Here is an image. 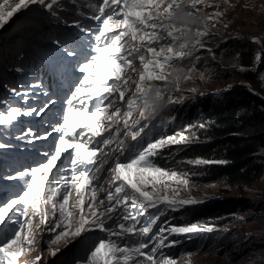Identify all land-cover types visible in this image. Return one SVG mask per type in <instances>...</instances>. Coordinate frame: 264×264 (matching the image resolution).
<instances>
[{"label":"snow or ice","instance_id":"snow-or-ice-1","mask_svg":"<svg viewBox=\"0 0 264 264\" xmlns=\"http://www.w3.org/2000/svg\"><path fill=\"white\" fill-rule=\"evenodd\" d=\"M66 3L75 5L78 0H0V29H5L13 17L23 19L13 30L16 40L23 39L25 29H37L45 22L63 24L90 37L85 43L76 32H58L48 36L55 47L41 53L53 72L63 74L72 69L79 75L74 91L64 101L67 108L52 131L39 134L29 129L25 133L42 141H48L53 133L59 135L50 149L43 151L44 162L8 177L24 180L27 186L18 197L0 205V226L11 221L10 214H14L17 205L25 219L10 233L0 227V264H20L25 253L34 249L40 226L53 233L47 250L51 257L61 251L62 243L67 247L69 240L96 231L105 234L93 244L86 259L76 264H178L176 259L157 256L158 249L169 246L164 233L213 229L193 224L160 226L153 231L156 221L168 210L176 212L200 202L182 198V190L189 186L185 175L157 166L153 158L165 147L189 140L178 134L145 142L142 134L156 119L158 102L164 99L168 86L173 85L179 93L181 81L191 79L184 74L182 65L200 59L193 53L205 48L203 38L209 36L211 27L224 13L213 0H88L86 6L93 13L88 19L99 22V27L93 29L63 18ZM222 3L229 5L230 0ZM205 8L217 11L208 14L204 13ZM193 24L197 28L190 38ZM253 42L260 43L257 38ZM24 55L27 53L19 58ZM15 71L22 72L24 68L17 67ZM9 91L16 92L11 88ZM188 91L195 93L197 89ZM183 100V96H168V105ZM56 103L49 99L39 109L27 110L12 106L0 113V124L12 126L21 117L40 116ZM93 137L98 139L92 141ZM126 138L135 142L131 148H126ZM90 142L98 147H89ZM28 143H33V139ZM6 146L0 143V148ZM110 153H117L111 163L99 160L101 155L107 157ZM120 155L125 159L120 160ZM64 159L68 160L67 166L63 165ZM189 163L210 161L197 159ZM65 167L70 176L56 175L63 173ZM102 169L112 173L110 180L101 181V176L91 175ZM100 192L105 193L103 198L99 197ZM129 208L137 209V213L132 214ZM147 209H156V214L146 216ZM12 223L15 225V221ZM191 255L188 254L187 264H191ZM32 264H45L43 256H36Z\"/></svg>","mask_w":264,"mask_h":264},{"label":"rangeland","instance_id":"rangeland-1","mask_svg":"<svg viewBox=\"0 0 264 264\" xmlns=\"http://www.w3.org/2000/svg\"><path fill=\"white\" fill-rule=\"evenodd\" d=\"M214 3H219V11L224 14L218 18V22L214 23L211 27L209 36L204 37L206 41L211 34H216L220 36V40L227 39L233 35L246 34L248 37L255 32L260 31L264 27V0H230L229 5L222 3V0H213ZM83 3V4H82ZM84 7L87 4L86 0H78V3L73 5L71 3H66V11L61 13V16L67 19L69 16L75 14L79 5ZM81 6V7H82ZM204 13L211 14L217 11L216 8H205ZM19 15V14H17ZM47 15V13H45ZM23 23V19H14L6 25L5 29L2 30V35L0 36V113L6 112L10 107L16 106L22 109H30L33 107L39 109L45 104V101L40 100L39 94L33 95L34 89L32 88V79L29 78L31 74L30 63L27 61L29 59V50L32 45H29L30 41L39 39L40 47L39 50H45L51 45L48 41V36L52 35V30L64 26L63 24L49 23L45 22L40 25L37 29H25V34L22 40H16L13 30L16 29L20 24ZM225 25H228L225 27ZM191 36L194 34L197 25L193 24ZM31 32L32 34H27ZM86 39V38H85ZM34 44V42H32ZM17 52H14L13 50ZM205 49V48H203ZM202 49L196 50L193 54L194 56H199V60H194L192 63H187V61L182 65L184 67V74L191 77L190 80L181 81V91L179 93L175 92L173 85H169L168 94L172 95L174 98L178 96H183V103L189 99L194 100L204 95H212L219 90L223 89V86L214 82L217 78L215 74L209 72L208 63L211 62L212 54L204 55L198 53ZM24 55V58H19L20 55ZM32 66L36 71L42 72L43 66L39 67V63L32 56ZM139 61H136V65ZM17 67H23L24 71L16 72ZM39 67V69H38ZM189 69H192L189 71ZM159 82H157L158 84ZM7 85V87H5ZM195 87L197 92L193 93L188 91L189 88ZM15 89L16 92L9 91V89ZM19 93L17 95L16 93ZM166 93V94H167ZM165 94V95H166ZM131 93L128 94L130 96ZM126 96V99L127 97ZM33 97L34 102L27 106L28 100ZM27 100V103H25ZM41 101L42 103H39ZM167 100L164 99L158 102L157 109L161 108ZM183 103L179 104L182 105ZM176 104H172L171 107L174 108ZM177 105V106H179ZM170 106V105H169ZM176 106V107H177ZM168 107V106H167ZM197 113V112H196ZM35 114L31 117H21L18 121L14 122L12 126H6L0 124V143L7 145L5 148H0V205L6 203L9 199L16 198L22 191L26 188L24 180L18 179H8L10 176H16L19 171L16 170V157L18 156V163L26 166L24 159L29 160L30 163L34 162V156H40V160L37 165L45 161V157L42 155L43 151L50 149L51 145L54 143L56 137L59 135L53 133L48 141L35 140L33 137L25 135V125L30 126V129L39 134H45L46 132L52 131V126L56 125L53 121H50L52 114L48 112L41 113L37 117V123L33 122L35 119ZM29 122V123H28ZM45 123H51L44 125ZM172 120L167 119L165 125L171 124ZM50 125V126H49ZM156 127L155 124L149 125L145 129L144 141L148 135H151L153 129ZM29 131V129H27ZM6 131V132H5ZM178 135V134H172ZM170 135V136H172ZM179 135H183L180 133ZM185 136H189L185 135ZM17 137H23L18 139ZM123 138V134H121ZM29 139H33V143H28ZM135 144L130 138L125 139V145L129 148ZM180 145V144H176ZM49 146V148H48ZM126 147V148H127ZM105 151H108L107 149ZM32 156V157H31ZM117 156V153H110L109 156L103 157L101 161L108 160L111 163L112 159ZM31 157V158H28ZM120 160H124L125 156L120 155ZM197 160V159H195ZM203 160V159H200ZM60 163V162H58ZM35 165V166H37ZM63 165H68V160H63ZM34 166V167H35ZM108 165H105V169ZM101 170V173H91V175L101 176V181L110 180L112 173L110 171ZM54 173L56 170H53ZM71 175V172L65 167L63 173H56V175ZM189 186L187 189H183L181 192L182 198H192L201 197L208 198L216 196L217 184L202 185L201 187H195L191 184L190 178ZM95 183V181H94ZM105 188L108 187L107 184L103 185ZM199 193V194H198ZM217 195L219 193L217 192ZM105 196L104 192L99 193V197L103 198ZM222 196V194H220ZM225 196V195H224ZM257 203H264L262 198H255ZM74 202V199L73 201ZM194 206V204H189ZM162 209L163 205L160 206ZM190 206H184L176 212L168 210L165 216H161L159 220L153 227V231L156 232L160 226L169 228L172 226L185 227L191 226L193 224L212 228V232H195V233H183V234H173L168 235L167 232L164 235L167 236L165 244L169 245L167 247H162L158 249L157 256H163L168 258L176 259L178 264H187L188 254L191 253V264H260V263H250L244 259V256L233 255V253H238L247 243V236L253 230V225L245 220V218H235L233 221L223 224L219 227L208 226L203 223H192L187 219H183L182 214L186 208ZM21 206L17 205V209L14 210V214L11 215V221L0 226L6 232H11L13 227H19L24 221V217L20 215ZM129 212L132 214L137 213V209L129 208ZM156 209H147L145 215H155ZM142 220L144 217H140ZM37 218V223H38ZM12 221H15L13 225ZM111 223V222H109ZM139 227V226H138ZM53 233L47 231L44 226H40L36 232V243L34 249L31 252H26L21 258L20 264H32L35 257L38 255L43 256L45 264H76L77 261H83L86 259L90 248L95 242L100 238H105L104 233L98 231L93 233H87L84 237L76 238L74 240H69L67 247L62 243L60 245L61 251L57 253L56 257H51L47 254L49 248V240L51 239ZM115 239V238H113ZM134 239V238H132ZM155 243V241L151 242ZM151 246V244H150ZM51 247H56L51 245ZM145 251H148L147 249ZM264 264V263H261Z\"/></svg>","mask_w":264,"mask_h":264},{"label":"trees","instance_id":"trees-1","mask_svg":"<svg viewBox=\"0 0 264 264\" xmlns=\"http://www.w3.org/2000/svg\"><path fill=\"white\" fill-rule=\"evenodd\" d=\"M205 47L198 53L213 55L209 72L225 88L170 108L167 119L172 123L161 136L189 134V143L169 145L153 160L189 177L195 187L217 184L216 196L192 197L200 202L182 211L183 219L219 227L245 218L254 227L245 246L233 255L261 264L264 203L255 198L264 200V27L246 38L233 35L220 40L211 34ZM195 159L210 163H189Z\"/></svg>","mask_w":264,"mask_h":264},{"label":"clouds","instance_id":"clouds-1","mask_svg":"<svg viewBox=\"0 0 264 264\" xmlns=\"http://www.w3.org/2000/svg\"><path fill=\"white\" fill-rule=\"evenodd\" d=\"M86 2H88V1H86ZM74 15V14H73ZM73 15H71V16H69L67 19L71 22V21H75V20H73ZM76 21H79V20H76ZM63 29H61L62 30V32H68V31H72L71 29L72 28H68V27H66L65 25L62 27ZM90 28V27H89ZM52 36H54L53 34H52ZM39 41V40H38ZM36 42H37V40H36ZM55 47V45H52V48H54ZM205 48H207V47H205ZM29 55V59L27 60L31 65H32V55L31 54H28ZM36 61L39 63V65H40V67L41 66H43L42 68H43V71L42 72H39V71H34L33 73H31L30 75H29V77H30V79H38V80H40V81H43V82H45V84H46V89H48L50 92H56V91H59L61 88H66V92L70 95L71 94V92L72 91H74V88H73V84L76 82V80H74L73 78H67V77H69L70 75V73H69V71H71L72 69H68V70H66L63 74H60V73H56V72H53V70L51 69V67L50 66H48L45 62H44V60H43V58L40 56V57H38L37 59H36ZM38 69H39V67H38ZM72 72V71H71ZM38 84H39V82H38ZM37 85V84H36ZM33 88V87H32ZM223 88H225V87H223ZM34 89V88H33ZM168 96H172V95H169L168 93L165 95V99L167 100V102H168ZM53 97H54V94L52 95V97H51V99H53ZM128 98V97H127ZM60 102H61V100L59 99V100H57V103H56V105H59L60 104ZM179 104H181V103H178V104H176L175 105V107L177 106V105H179ZM165 105V104H164ZM163 105V106H164ZM78 106V105H77ZM163 106L161 107V108H159V109H157V116H156V119L155 120H153L149 125H151V124H155L156 125V127L153 129V132H152V134L151 135H148L147 137H146V141H150V140H154V139H160V138H163L162 136H161V132H163V130L165 129V123H166V121H167V117H168V113H169V109L170 108H172V107H170L169 109H168V111L167 110H164V111H161V112H159L162 108H163ZM60 119H58L57 118V120H56V123L59 121ZM25 133H27L28 132V130H25L24 131ZM106 135H107V133H106ZM85 139L87 140V137H85ZM96 139H98V138H95V137H93L92 138V141H95ZM89 147H98V145H96L95 143H93V142H90L89 143V145H88ZM127 147V146H126ZM127 148H129V147H127ZM104 156L103 155H101L100 157H99V160H101L102 158H103ZM155 163V162H154ZM157 166H159V167H162V168H165L164 166H161V165H159V164H156ZM89 167H92V166H89ZM70 172V171H69ZM94 174H97V173H94Z\"/></svg>","mask_w":264,"mask_h":264},{"label":"water","instance_id":"water-1","mask_svg":"<svg viewBox=\"0 0 264 264\" xmlns=\"http://www.w3.org/2000/svg\"><path fill=\"white\" fill-rule=\"evenodd\" d=\"M263 77H264V70H263Z\"/></svg>","mask_w":264,"mask_h":264}]
</instances>
